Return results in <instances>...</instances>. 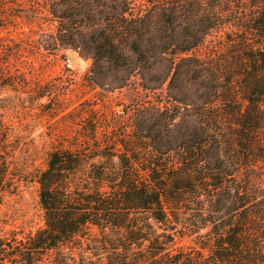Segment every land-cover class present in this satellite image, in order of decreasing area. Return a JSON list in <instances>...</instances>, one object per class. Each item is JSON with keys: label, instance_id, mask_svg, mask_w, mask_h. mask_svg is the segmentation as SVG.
I'll use <instances>...</instances> for the list:
<instances>
[{"label": "trees", "instance_id": "trees-1", "mask_svg": "<svg viewBox=\"0 0 264 264\" xmlns=\"http://www.w3.org/2000/svg\"><path fill=\"white\" fill-rule=\"evenodd\" d=\"M18 13L54 26L28 44L38 54L92 60L88 88L144 96L73 106L44 167L24 162L2 96L42 82L3 36ZM29 93L50 119L70 108ZM22 181L43 225L3 233L0 264H264V0H0V203Z\"/></svg>", "mask_w": 264, "mask_h": 264}, {"label": "rangeland", "instance_id": "rangeland-1", "mask_svg": "<svg viewBox=\"0 0 264 264\" xmlns=\"http://www.w3.org/2000/svg\"><path fill=\"white\" fill-rule=\"evenodd\" d=\"M54 26L43 20H31L24 13H18L3 32L6 42L12 45L21 44L27 48L17 56L15 64L25 72L31 80L42 82H28L21 87L3 90L2 96L9 97L14 104L13 121L16 125L26 128L20 142L22 158L28 165H45V157L51 149L49 144L50 134L55 136H70L73 132V124L63 115L71 110L79 102L88 99L97 102V109L102 112L119 111L123 106L135 103L143 99V93L139 89L125 87L113 92L105 93L99 89H90L84 85L83 77L89 70L92 60L81 56L73 49H65L55 56L46 52L38 54L37 49L28 44H34L43 32L53 31ZM218 41V36L207 38L208 41ZM30 48V49H29ZM204 48L198 50L200 54ZM35 84L47 86L53 92L57 100L70 104V108L50 119L41 110L32 106L29 91ZM25 90V91H24ZM44 97L42 102H47ZM26 126V127H25ZM23 129V130H24ZM56 145H59L55 142ZM43 225L42 210L38 202V186L32 181H22L18 190L4 198L0 203V236L14 227L36 229Z\"/></svg>", "mask_w": 264, "mask_h": 264}]
</instances>
